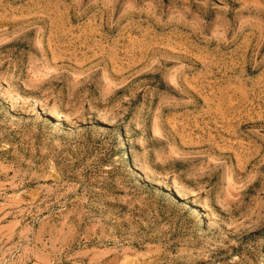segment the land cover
<instances>
[{"label": "rangeland", "instance_id": "1", "mask_svg": "<svg viewBox=\"0 0 264 264\" xmlns=\"http://www.w3.org/2000/svg\"><path fill=\"white\" fill-rule=\"evenodd\" d=\"M0 264H264V0H0Z\"/></svg>", "mask_w": 264, "mask_h": 264}, {"label": "bare ground", "instance_id": "2", "mask_svg": "<svg viewBox=\"0 0 264 264\" xmlns=\"http://www.w3.org/2000/svg\"><path fill=\"white\" fill-rule=\"evenodd\" d=\"M125 146H123V149H124ZM181 195V194H180ZM184 197V196H183ZM186 197V196H185ZM181 198V197H180ZM183 199V198H182Z\"/></svg>", "mask_w": 264, "mask_h": 264}]
</instances>
